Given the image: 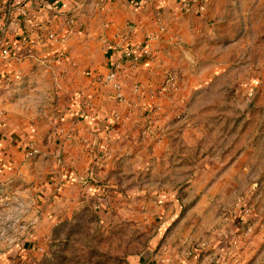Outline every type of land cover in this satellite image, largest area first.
<instances>
[{"label":"rangeland","instance_id":"obj_1","mask_svg":"<svg viewBox=\"0 0 264 264\" xmlns=\"http://www.w3.org/2000/svg\"><path fill=\"white\" fill-rule=\"evenodd\" d=\"M212 12L217 45L202 52L220 75L180 92L162 129L161 113L152 129L133 116L91 168L87 136L64 128L61 87H0V121L23 103L33 125L0 156V264H264V0Z\"/></svg>","mask_w":264,"mask_h":264},{"label":"crops","instance_id":"obj_2","mask_svg":"<svg viewBox=\"0 0 264 264\" xmlns=\"http://www.w3.org/2000/svg\"><path fill=\"white\" fill-rule=\"evenodd\" d=\"M100 1L15 0L16 6H23L35 16V25H26L14 10V22L8 26L6 34L12 54L8 60L0 61L1 88L6 87L5 75L17 73L20 76L8 83L9 91L5 89L18 98L24 94L34 97L36 89H47L49 85H53L52 89L61 87L56 92L58 97L69 101L62 110L67 125L64 128L73 125L76 134L87 136H84V145L89 147L85 153L86 164H90L87 170L96 163L97 152L109 144V136L123 129L133 116L139 115L145 126L152 129V121L148 119L161 113L155 123L162 129L165 124L162 113H170L171 103L183 97L179 93H194L203 88L213 80V75L219 76L222 69L219 65H208L203 53L208 44L213 46V40L217 45L218 35L213 32L214 23L210 22L214 0H209L201 11L197 9L199 0H189V9L182 7L185 0H105L106 5L101 9ZM1 23H4L2 14ZM51 32L55 35L53 41L47 39ZM128 45L146 48L149 55L142 56L133 71L125 70L120 74L124 100L119 103L114 100L112 91L95 77L114 61L123 60V49ZM59 53L60 58L56 55ZM189 72L193 75L187 77ZM168 73L176 76L175 86L163 92L160 86ZM7 105L14 117L9 122L0 121L2 158L16 146H25V141L32 138L28 131L33 129L28 120L23 122L19 118V115L29 114L32 106ZM10 124L22 126L17 140L13 133L10 138L4 134ZM62 173L66 175L65 171Z\"/></svg>","mask_w":264,"mask_h":264},{"label":"built area","instance_id":"obj_3","mask_svg":"<svg viewBox=\"0 0 264 264\" xmlns=\"http://www.w3.org/2000/svg\"><path fill=\"white\" fill-rule=\"evenodd\" d=\"M105 2V0H102ZM159 1H170V0H159ZM209 0H199L197 9L199 11L204 10L205 5ZM15 0H0V14L3 15L4 23L0 24V59L8 60L11 53V44L8 43L6 34L10 26L14 22V10L17 11L22 17L26 25L34 27L35 16L29 14L23 6H16ZM184 9H189L190 1L185 0L182 2ZM47 39L53 41L55 35L53 32L47 35ZM58 55H61L59 53ZM149 50L142 47H132L131 45L126 46L123 49L122 57L123 60H116L113 64L103 73L98 74L95 79L107 86L113 93V98L117 102L121 103L124 100L123 85L119 80L120 74L127 70L133 71L137 68L140 58L142 56H148ZM20 76L17 73H11L4 76V81L9 82L13 79H18ZM176 82V76L173 73L165 74L164 79L161 83L160 90L163 92L168 91L169 88H174Z\"/></svg>","mask_w":264,"mask_h":264}]
</instances>
